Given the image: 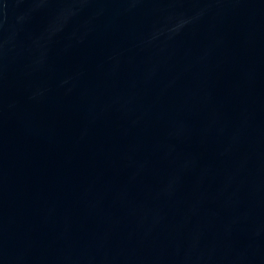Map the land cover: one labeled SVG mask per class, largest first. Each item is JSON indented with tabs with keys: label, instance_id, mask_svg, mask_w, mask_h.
<instances>
[{
	"label": "water",
	"instance_id": "obj_1",
	"mask_svg": "<svg viewBox=\"0 0 264 264\" xmlns=\"http://www.w3.org/2000/svg\"><path fill=\"white\" fill-rule=\"evenodd\" d=\"M0 264H264V0H0Z\"/></svg>",
	"mask_w": 264,
	"mask_h": 264
}]
</instances>
